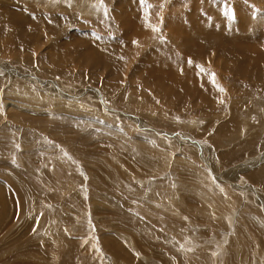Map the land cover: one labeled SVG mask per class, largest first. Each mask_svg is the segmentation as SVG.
I'll list each match as a JSON object with an SVG mask.
<instances>
[{
	"label": "rangeland",
	"instance_id": "374dc122",
	"mask_svg": "<svg viewBox=\"0 0 264 264\" xmlns=\"http://www.w3.org/2000/svg\"><path fill=\"white\" fill-rule=\"evenodd\" d=\"M0 13V264H264V35L204 62L181 44L206 20L264 28V0H0ZM237 59L249 66L231 71ZM186 67L201 94H166Z\"/></svg>",
	"mask_w": 264,
	"mask_h": 264
},
{
	"label": "bare ground",
	"instance_id": "6f19581e",
	"mask_svg": "<svg viewBox=\"0 0 264 264\" xmlns=\"http://www.w3.org/2000/svg\"><path fill=\"white\" fill-rule=\"evenodd\" d=\"M87 1H89V0H87ZM126 2V1H125ZM213 4L214 5H216V3L215 2H213ZM129 5V4H128ZM219 6V5H218ZM130 7V6H129ZM127 8V7H126ZM118 10V9H117ZM123 10H125V8L123 9ZM132 10V9H131ZM130 10V11H131ZM119 11V10H118ZM121 11V10H120ZM133 11V10H132ZM131 11V12H132ZM136 11V10H135ZM223 11V10H222ZM3 15H8L9 17V19L10 20H8V21H10L11 22V24L12 25H20V22H25L26 21V23L25 24H28L30 21H29V19H28V16H25V15H19V17H17V16H14V15H12L11 13H5L4 14V12H1ZM0 13V15H2ZM121 13V12H120ZM117 14V13H116ZM194 14V13H193ZM198 14V18H200V14L199 13H197ZM210 14V13H209ZM209 14H203L204 16L206 15V16H208ZM215 13H212V16L214 15ZM121 15H123L122 13H121ZM211 15V14H210ZM117 16H118V14H117ZM197 16V15H196ZM204 16H203V18H204ZM220 16V15H219ZM33 17V16H32ZM119 17H120V14H119ZM202 17V16H201ZM217 17V16H216ZM3 18V17H2ZM197 18V19H198ZM206 18V17H205ZM208 19H210L211 20V16H210V18H209V16L207 17ZM34 19V18H33ZM32 19V20H33ZM212 19H213V17H212ZM228 19V18H227ZM29 22H28V21ZM120 20V19H119ZM199 20V19H198ZM201 21L203 20L202 18L200 19ZM206 20V19H205ZM122 21V20H121ZM133 21V20H132ZM204 21V20H203ZM57 22V21H56ZM147 22V21H146ZM225 22H227L226 21V19L224 20V18H223V20H222V22H221V20H219V19H214V20H211V21H209V20H206V24L205 23H203L202 24V26L200 27V29L199 30H197L199 27H197V29H193V30H190V31H186V33H188V35L186 36V37H184V38H180L181 39V44L183 43V46L186 48V47H188V49H196V48H200L199 46H202V48L200 49L201 51V53H203V54H199L198 53V57L197 58H199V59H201L202 58V56H204V55H206V57L205 58H207V54H208V51H210V53L212 52L211 50H220V51H222V52H220V53H229V54H231V55H240V54H243V49L241 50V49H238V50H236L234 47H236V46H234L235 45V43L236 44H239V43H244L245 41H250V40H252V42H254L255 43V46L256 45H258V46H260V45H262L263 44V40L261 39V38H259V37H257L258 35V33L259 34H263L264 35V28L262 27V28H260V29H254L253 28V33L252 34H247L246 32H247V30H242L241 32L239 31V29H236V28H234V27H232V28H234L233 30H230V28H228V26H227V23H225ZM137 24L139 23V22H136ZM135 23V24H136ZM128 24V23H127ZM198 24V23H197ZM229 24V23H228ZM4 25V24H3ZM90 25V23H88V24H86V26H87V28H89L88 26ZM130 25H131V23H130ZM205 25V26H204ZM253 25V24H252ZM263 25V24H262ZM5 26H7V25H5ZM140 26V25H139ZM33 27V26H32ZM207 27V28H206ZM255 27V26H254ZM257 27V26H256ZM129 28V27H128ZM132 28V27H131ZM130 28V30H132ZM135 28V27H134ZM251 28V27H250ZM257 28H259V27H257ZM31 31V30H30ZM135 31V30H134ZM136 32V31H135ZM262 32V33H261ZM30 32H28V34H29ZM32 33V32H31ZM127 33V32H126ZM137 33V32H136ZM140 33V32H139ZM28 34H27V36H28ZM61 34V33H60ZM135 34V33H134ZM176 34V33H175ZM177 35V34H176ZM25 36V35H24ZM138 36H140V35H138ZM178 36V35H177ZM177 36H175V38L177 39L178 37ZM30 37V36H29ZM143 38V37H142ZM171 38H174L173 36H172V34L170 35V37L168 38L169 40L171 39ZM262 38H264V37H262ZM104 39V38H103ZM110 39V38H109ZM152 39V38H151ZM150 39V40H151ZM77 40V39H76ZM140 40H141V38H140ZM143 40V39H142ZM147 40V39H146ZM155 40V39H154ZM215 40H218L219 42H215ZM144 41V40H143ZM147 42H149V41H147ZM161 42V41H160ZM177 43H180L179 42V38H178V40L176 41ZM221 42V43H220ZM218 43V44H217ZM180 44V45H181ZM202 44H204V45H202ZM76 45V44H75ZM121 45V44H120ZM78 46H80V45H78ZM157 46H159V47H161V48H165V46H166V44L165 43H163V42H161V44H158ZM238 46V45H237ZM241 46V45H240ZM73 48V47H72ZM77 48V47H76ZM89 48H90V50H88V52L90 51V53H88L89 55H87V58L89 59V60H94L93 61V63H92V66L93 65H98L99 64V60H100V57L101 56H99L98 55V51L97 50H95V48H93V47H90L89 46ZM81 49H83V48H81ZM112 49V48H111ZM197 50V49H196ZM80 51H82V50H80ZM95 51V52H94ZM108 51H110V50H108ZM186 51V50H185ZM190 51V50H189ZM232 51V52H231ZM257 51V54H258V56L259 57H257L256 56V58H257V60H259V61H261V60H264V45H262V47H261V50H256ZM77 52V51H76ZM83 52V51H82ZM161 52V51H160ZM159 52V53H160ZM68 54H69V52H67ZM81 53V52H80ZM196 53V52H195ZM218 53H219V51H218ZM105 54V53H104ZM75 55V54H74ZM82 55V54H81ZM161 55V54H160ZM195 54L193 53V54H191V58L192 57H195L194 56ZM197 55V54H196ZM217 55V54H216ZM225 55V57L227 56V54H224ZM73 56V55H72ZM83 56H85V55H83ZM112 56V55H111ZM126 56V55H125ZM75 57V56H74ZM132 57V56H131ZM110 58V57H109ZM108 58V59H109ZM126 58V57H125ZM125 58L123 59V60H125ZM148 58H149V56H148ZM253 58H255V57H253ZM53 59V58H52ZM58 59V58H57ZM78 59V58H77ZM115 59V58H114ZM119 59V58H118ZM196 59V58H195ZM198 59V60H199ZM67 60V59H66ZM160 60H166V59H164L163 57H160ZM201 60H203V62L205 61V59H201ZM238 60V59H237ZM110 61V60H109ZM143 61H145V62H147V63H149V64H151V65H156L155 67L157 68V62H156V60L154 59V60H149V59H147V58H145ZM173 61V60H172ZM176 61H178V60H176ZM181 62H182V64H183V67L184 66H187L186 65V63H185V61H183V60H180ZM189 61V60H188ZM241 61L242 60H238V61H236L235 63L236 64H234L233 66H234V68L231 70V71H237V70H239L241 67H247V66H249V65H245V64H242L241 63ZM107 62V61H106ZM117 62H119V60H117ZM116 62V63H117ZM121 62V61H120ZM207 62V61H206ZM218 60H216V63L218 64ZM125 63V62H124ZM143 62H141V64H142ZM225 63V62H224ZM166 64H168V62H166V61H162L161 62V64H159L160 65V68H159V70H157V71H154V72H152V74H150V76L151 77H153V78H156L158 75H159V73L161 72V71H163V66H165ZM177 64H178V62H177ZM180 64V63H179ZM213 64H215V63H213ZM212 64V65H213ZM216 64V65H217ZM232 64V63H231ZM261 65V64H260ZM262 65H264V64H262ZM262 65L260 66L261 68H262ZM91 66V65H90ZM119 66V65H118ZM140 66V65H139ZM199 66V65H198ZM214 66V65H213ZM223 66V67H222ZM221 67L222 68H224V64L222 65ZM255 66V65H254ZM254 66H252V68H254ZM86 67V66H85ZM94 67V66H93ZM172 67H173V65H172ZM194 67V66H193ZM149 68H150V65H149ZM148 68V69H149ZM178 68V66L176 65V64H174V69L176 70ZM197 68V67H196ZM199 68V67H198ZM219 68V67H218ZM252 68H251V70H252ZM153 69H154V67H153ZM162 69V70H161ZM184 69H186L187 70V67L186 68H184ZM220 69V68H219ZM226 68H224V70H225ZM228 69V68H227ZM263 69V68H262ZM152 70V69H151ZM223 70V71H224ZM260 70V69H259ZM188 72H186L185 73V76L187 77L188 76V78L187 79H184V81L186 80V82H187V84L185 85L183 82H181V83H183L182 85H183V87H182V90H181V88L179 87H176V89H175V87H173V88H171V86H169V85H167V87H166V90L164 91L166 94H168V95H182V93H184V92H186V91H188V94H190V93H194V95L195 96H197V94H201V88H200V84L198 83V82H196L195 81V79H194V76H193V70L191 71V70H187ZM201 71V70H200ZM221 71H222V69H221ZM228 71V70H227ZM179 72V71H178ZM148 73H150V72H148ZM169 73H171V72H169ZM180 73V72H179ZM182 73H183V71H182ZM262 72H256V73H254L255 74V76H256V78L257 79H259V78H263V75L261 74ZM162 74H163V72H162ZM162 74H161V76H162ZM170 75H172V73L170 74ZM134 76V75H133ZM184 76V78H186ZM174 77V76H173ZM172 77V78H173ZM180 79V78H179ZM182 79V78H181ZM204 80V79H203ZM261 80V79H260ZM160 81V80H159ZM170 80H168V82H169ZM172 81H175V80H172ZM172 81H171V83H172ZM192 83V84H190V86L188 85L189 83ZM177 83H179V82H177ZM194 83V84H193ZM168 84V83H167ZM175 85V84H174ZM174 85H172V86H174ZM205 85V84H204ZM189 86V87H188ZM161 87H162V85H161ZM163 88V87H162ZM178 91H180V92H178ZM198 91V92H197ZM194 95H193V97H194ZM175 97H177V96H175ZM174 97V98H175ZM183 97V96H182ZM200 97H202V96H200ZM264 127V126H263Z\"/></svg>",
	"mask_w": 264,
	"mask_h": 264
}]
</instances>
